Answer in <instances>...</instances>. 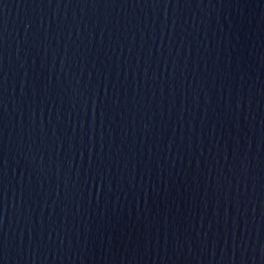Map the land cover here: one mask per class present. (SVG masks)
Segmentation results:
<instances>
[{
    "label": "water",
    "instance_id": "1",
    "mask_svg": "<svg viewBox=\"0 0 264 264\" xmlns=\"http://www.w3.org/2000/svg\"><path fill=\"white\" fill-rule=\"evenodd\" d=\"M0 264H264V0H0Z\"/></svg>",
    "mask_w": 264,
    "mask_h": 264
}]
</instances>
